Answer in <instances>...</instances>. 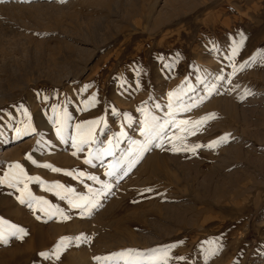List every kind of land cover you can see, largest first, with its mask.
I'll return each mask as SVG.
<instances>
[{"label": "rangeland", "instance_id": "1", "mask_svg": "<svg viewBox=\"0 0 264 264\" xmlns=\"http://www.w3.org/2000/svg\"><path fill=\"white\" fill-rule=\"evenodd\" d=\"M229 57L236 65L230 76ZM219 69L226 79L217 83ZM169 91L187 93L184 102L204 97L180 118L214 114L185 143L207 145L224 134L227 140L143 153L85 216L54 194L57 183L75 189L71 197L92 182L44 164L106 179L104 165L84 164L87 147L73 156L71 140L57 137L54 115L71 116L66 136L77 123L97 120L94 147L125 132L115 161L139 138L137 109L144 104L163 116ZM93 93L98 102L89 107ZM29 124L35 132L17 135ZM5 172L27 185L23 195L0 185V218L8 222L0 225V254L18 248L20 264H123L127 257L110 254L173 245L169 264H264V0H3L0 177ZM33 197L59 206L68 219L45 215ZM10 224L24 233L11 235ZM80 234L87 238L75 239ZM61 237L71 239L58 260L39 255Z\"/></svg>", "mask_w": 264, "mask_h": 264}, {"label": "snow or ice", "instance_id": "2", "mask_svg": "<svg viewBox=\"0 0 264 264\" xmlns=\"http://www.w3.org/2000/svg\"><path fill=\"white\" fill-rule=\"evenodd\" d=\"M3 2V0H0ZM236 54L235 48L232 49V55ZM227 56V53L225 54ZM229 59V65L232 67V72L227 75H234L236 72V65L231 62V57ZM244 65H241V68ZM170 67V66H169ZM226 79V75L223 69L218 70V75L216 77V82L220 83ZM137 87H140L139 80H137ZM216 90L215 84L211 87L210 91ZM83 91H87V87L83 89ZM206 92L205 95L210 94ZM193 95L195 94V88L191 89ZM188 95L184 93L183 95L178 94L174 91H169L167 93V104L166 111L163 116L156 115L153 111H151L147 105L142 104L137 112L142 113V118L139 120V126L137 129L138 139L130 140V146L123 150L120 158L113 161L112 157L116 154V149L119 147L120 138L126 137L127 134L123 131L120 132L119 136L112 137L109 136L107 138L106 143H104L100 147H94L96 144V139L94 136L95 129H93V125L97 124L98 121L93 119L89 121H84L82 123H77L75 125V131L66 136V130L69 127L71 116L67 111H64L62 115L56 114L53 116V121L57 125L56 127V135L60 138L61 141L67 143L68 140H71V146L74 149L72 155L76 156L78 153L83 152L87 147V155L84 157L85 165L96 166V162H99L101 165H104V177L106 179H102L97 175L88 174L84 171H79L74 173L73 171H65L57 167H52L49 164H44L45 168H51L53 172L61 173L63 172L65 175L74 177L81 183H85L86 181H91L92 183L86 184L85 190L79 193H76L74 196L72 194L75 192V189L71 187H66L61 184H55L54 194L60 200H66L69 207L72 209H77L79 215L85 216L91 213V211L98 207L100 204V200L107 197L113 188V181L117 183L124 177L127 176L128 173L132 170V168L138 163L140 157L143 153L152 150L153 148H164L165 144L170 145L169 150L178 152V151H190L198 149L202 146L204 147H213L219 143H223L227 140L228 134H224L217 139H213L208 142L207 145H201L200 143H194L189 145L185 143V138L188 135H194L201 127L204 126L206 122L214 118L213 113H209L203 116H200L196 120L191 119H182L180 118L184 113L189 112L193 108L197 106V101L202 100L204 97L199 96L195 98L188 99L187 102H184L183 96ZM47 99V97H45ZM96 93H93L87 100V106L91 107L97 103ZM58 106L53 105V112H56ZM156 109H160L161 105H154ZM113 114H115V109L113 108ZM25 115H27V110L25 109ZM123 122L126 123L128 120V113H123ZM29 129L32 132H35V129L31 127V125H27L23 130L17 129V135H20L21 131L24 132L25 135L29 133ZM175 130V131H174ZM181 133V134H178ZM179 145V146H178ZM33 164L36 163L35 160H32L31 155L27 157ZM11 167L20 170L23 172V167L19 163H15L11 165ZM29 179H32L29 177ZM38 179V178H37ZM7 183L9 188H15L22 195L27 191V185L25 184L23 188L20 187L21 183H23L19 176H9L7 172L4 173L2 177H0V185H4ZM43 183V182H41ZM49 191H53V188H49ZM61 190L64 191V194L61 193ZM145 191H151V189H146ZM30 196L31 194L28 193ZM20 203H25L24 199L20 196L17 197ZM33 199L37 200L38 203L41 204L40 211L44 212L45 215H48L50 212L54 215L59 213L60 217L63 219H68V216L65 215L63 209L59 208V206L52 205L49 201L44 200L43 198L33 197ZM31 207V204H29ZM44 206H47L46 208ZM8 222L4 221L3 218H0V225H4ZM11 229V235H17L24 233V229L17 225H9ZM4 232L3 229L0 228V240H3ZM83 234L75 237V239H86ZM66 239H71L68 237H61V240L57 242L54 247V250L51 253L41 252L39 255L46 259H52L55 257L57 260L59 259L58 253L61 247H63V242ZM5 243L7 241H4ZM175 245L171 246L174 247ZM171 247H160L149 250L148 252H142L140 250L126 249L122 250L120 253H112L111 256H119V257H127L123 260V264H169L170 259L173 257L170 256ZM209 250H205L207 253ZM210 254L214 255L215 252H211ZM95 259L99 260L100 257H96ZM175 260L181 261L186 259L185 257H174Z\"/></svg>", "mask_w": 264, "mask_h": 264}, {"label": "bare ground", "instance_id": "3", "mask_svg": "<svg viewBox=\"0 0 264 264\" xmlns=\"http://www.w3.org/2000/svg\"><path fill=\"white\" fill-rule=\"evenodd\" d=\"M173 1V0H172ZM196 8V7H195ZM242 183V182H241ZM254 186V185H253ZM251 191V190H250ZM239 196V195H238ZM183 222V221H182ZM180 224V223H179ZM20 249L13 248L6 250L0 254V264H20L22 257L20 258ZM23 260V259H22ZM25 261V260H24ZM82 261V260H81ZM23 264V262H22Z\"/></svg>", "mask_w": 264, "mask_h": 264}]
</instances>
